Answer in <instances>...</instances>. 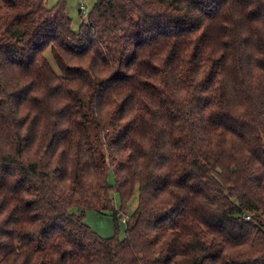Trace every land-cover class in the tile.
<instances>
[{
    "label": "trees",
    "instance_id": "trees-1",
    "mask_svg": "<svg viewBox=\"0 0 264 264\" xmlns=\"http://www.w3.org/2000/svg\"><path fill=\"white\" fill-rule=\"evenodd\" d=\"M0 264H264V0H0Z\"/></svg>",
    "mask_w": 264,
    "mask_h": 264
},
{
    "label": "rangeland",
    "instance_id": "rangeland-1",
    "mask_svg": "<svg viewBox=\"0 0 264 264\" xmlns=\"http://www.w3.org/2000/svg\"><path fill=\"white\" fill-rule=\"evenodd\" d=\"M62 1L66 7L67 16L71 19V27L73 31H77L80 24L86 20L88 12L94 6L96 0H45L47 7H51L55 3ZM108 184L113 185V175L110 171L108 173ZM112 200L114 207L119 204L118 196L112 193ZM138 202L137 189L133 192L131 198L127 201L124 209L119 213L117 226L114 224L111 212L98 213L93 210H87L84 215L85 223L98 235L102 237L113 236L123 238L124 236V223L123 217L129 216L136 208ZM71 211L75 212L76 208Z\"/></svg>",
    "mask_w": 264,
    "mask_h": 264
},
{
    "label": "built area",
    "instance_id": "built-area-1",
    "mask_svg": "<svg viewBox=\"0 0 264 264\" xmlns=\"http://www.w3.org/2000/svg\"><path fill=\"white\" fill-rule=\"evenodd\" d=\"M245 219H249V216H245Z\"/></svg>",
    "mask_w": 264,
    "mask_h": 264
}]
</instances>
